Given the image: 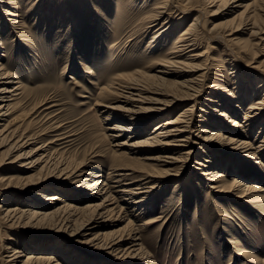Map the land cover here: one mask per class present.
Listing matches in <instances>:
<instances>
[{
	"label": "rangeland",
	"instance_id": "374dc122",
	"mask_svg": "<svg viewBox=\"0 0 264 264\" xmlns=\"http://www.w3.org/2000/svg\"><path fill=\"white\" fill-rule=\"evenodd\" d=\"M21 1L23 3L19 9L25 11L28 5L34 4L38 0ZM59 1L42 0L41 3L37 2L35 4V8L31 6L32 16L28 20L30 26L25 33V40L28 41L25 42L22 37L16 36L11 30L10 32L7 31L8 26L11 24L8 20L11 17L4 14L5 9L2 6L4 0H0V28L1 32H5L4 36L0 38L2 40L0 62L5 65L8 72L15 73L23 87L31 93L20 111L24 108L27 110V115H29L28 110L32 107L34 100L45 98V103L51 102L46 106L54 105V107L40 115L44 119L45 127L50 129L47 135L41 137V140L49 141L62 134L64 137L70 136L69 140L72 141L68 149L59 150L61 147L49 145L41 152L33 153L35 157L33 159L41 157V153H45L46 158H43V161L46 160L48 164L46 163L45 166L43 162L31 170H27V167L21 170L19 168L20 164L17 162L10 164L14 156L5 157L6 147L1 148L0 179L3 182L0 181V187L7 189L0 190V207L4 206L3 201H8L7 206L9 208L18 206L24 210L28 205L25 204V201L35 200V202H39L35 196L30 197L29 192H36L39 189L54 185L56 187L52 188L57 189L55 193L59 195L62 202L69 204V206L84 208L91 203L90 196H88L90 192H86L85 185L91 181L90 178L93 173L99 172L103 177L100 181H106L108 185H114L107 182V180L111 181L109 177L112 175V177H116L128 173L129 178H134L146 174L151 169L157 172L165 169L159 163L148 159L166 157V154L156 153L150 148L143 147L137 148L138 151L135 150L133 154H130V144L124 147H115L117 143L120 145L126 141V137L117 139V143L111 140L110 136L113 133L110 132V129H112L115 122L113 120L106 121L109 112L107 113V109L100 106L97 107L96 102H98L100 86L95 87L88 84L91 79L97 77L102 81L101 78L107 80L138 70L145 71L146 64L152 60V53L155 52V49H159L158 47L151 49L153 46L151 44L153 31L141 34L137 31L138 27L128 28L132 20L126 16L123 18L124 24L121 26L122 34L118 36L117 28H113L110 21L115 17V12L111 10L109 13L103 12L104 15L100 16L103 18L112 14L111 19L105 21V28L103 24L101 25L103 35L105 34L101 39L96 34V31H98L96 24L102 21L94 14V9H92L93 11L88 17L84 18L79 27V30L83 31L80 34L81 37H74L73 41V38L71 39V36L66 33L63 27L56 24V16L60 9ZM206 1L210 0H193V6L197 11L203 13V26L207 30L212 29V25L215 23L230 20L234 17L237 22H240V19L245 16L242 9L233 8L234 5H230L232 1L228 4L226 0H211L219 2L214 7H212L213 4L211 5ZM61 2L63 5L64 0H61ZM66 2L68 5L70 3L80 7L79 2L73 4L72 0H65ZM155 2L156 0H149L147 4L143 5L145 15L151 13L150 9ZM116 4L113 5L115 10L117 9ZM167 8L166 15L173 13L174 17L178 15L173 6H167ZM87 10L86 8L84 13L81 14L79 11L78 13L83 16L85 13L87 14ZM120 11L123 12L124 9L121 8ZM48 12L54 15L51 23L49 21L50 17L47 16ZM211 14L216 16L210 17ZM194 17H197V14L191 13L183 20L177 21L180 28L175 33L174 39L191 23ZM172 19L174 18L172 17ZM48 21L49 24H52L51 26H47ZM162 22L163 18H158L157 24ZM198 27L199 29L195 33L197 36V51L199 53L206 51V54L200 58L198 63L205 64L209 63L210 59H217L219 67L215 71L208 72L207 77L200 84L198 99L201 101L199 100V106L195 110L196 116L201 114L200 108L205 103L202 101L208 99V95L204 94L207 91L209 92V90L204 89L207 84H219L226 93H233L235 97L238 95L243 96L244 105L247 104L246 100L252 96L255 102H260L264 98V84L262 83L264 80V49L263 52L256 53L255 47L250 46L251 39L249 33L245 30L235 33L234 37L238 39V42H229L228 44L231 45L234 53H240V51L244 53L240 54L241 61L247 67L239 71L243 75L242 77H235L232 66H235L237 62L235 56L230 54L227 44L222 41L218 45L216 42H209L207 36L204 37L202 34L200 26ZM133 32L137 33L138 36L133 42H128V35ZM221 34L224 35L225 39L230 40L229 37H226L229 34L227 29L221 30ZM219 40L217 39L218 42ZM164 41L161 40L160 42ZM25 44L27 47L24 46ZM113 45H116V47L110 50ZM76 46V52L80 51L81 53V61L87 64V68H91L93 74H85L86 67L78 64L77 61L80 60L76 58H74L76 61L73 59V62L70 63L69 59L72 57L73 48ZM66 65H68L70 71L63 77L62 71L66 69ZM149 73L153 74L152 72ZM185 76L186 74H182L183 79ZM234 77L235 82H238V86L241 87L239 93L237 84H234ZM183 79L170 77L169 83L172 88L179 91L180 87L177 84ZM244 79H247V81L244 82ZM152 85L162 89L158 83ZM244 87H247L245 92L242 90ZM163 89L165 90L167 87ZM211 95L213 97V92H211ZM214 96L216 95L214 94ZM115 101V99H111L106 102L112 104ZM191 104L192 102L188 100L177 102L170 108L171 117H176L182 107ZM229 104L231 105L232 102ZM139 106L140 104H131V107H135V109H138ZM141 106L146 108L149 105L142 104ZM245 108L246 106H243V109ZM42 110L43 108L37 113L39 114ZM233 111L237 112V121H243V112L240 110ZM216 115L217 113L209 110L205 119L206 121H214ZM199 120V118H196L193 129H195V124ZM199 125L205 126L204 123ZM259 125H256L250 132L253 141L251 143L255 147L259 146L261 144L259 141L264 138V122ZM152 127L153 125H150L147 131L151 133ZM149 132L147 133L149 134ZM134 141L132 143H136V140ZM44 143L46 142H36L32 146H28L29 148H26L25 151L34 150V148ZM195 143L193 145V160L189 161L188 168L183 174L169 176L165 184L160 180L161 184L156 185L147 206L139 208L131 205L127 210L134 215L135 228L138 225L142 227L148 221H156L152 225L143 226L138 235L140 241L137 243L142 246V253L145 254L144 260L136 259L137 261L130 262L126 260L130 258H121V254H113L108 258L103 255L106 252L105 250L99 249L96 245L87 241L92 234L94 236L105 234L107 237L116 231L123 232L129 229L127 227L124 229L127 221L124 220L123 214H117L118 209L114 211L113 216L105 224L106 226L97 228L90 234L87 233V236L81 237L76 234L81 224L86 225L87 220L102 221L91 209L85 208L76 216L71 217L76 220L75 224L73 221L74 230L71 231L72 228L65 229V227H63V230H59L50 222L34 223L32 225L21 223L10 226L11 224L3 218V210L6 207H2L0 209V264H22L24 260L23 257H12L10 248L4 250L6 246L17 247L23 254H27L32 252L33 243L47 245L52 242H54L56 249L51 250L48 254L52 253L54 256H58L57 259H59L60 264H121L122 259L126 260L123 262L128 264H254L253 257H258L262 261L261 264H264V158L257 156V159L246 160L243 155H236L237 151L226 153L221 150V146L217 145H214V147L206 146L203 149L204 153H202L201 148L204 146L202 142ZM115 150L117 155L114 156L111 151ZM48 152H55L49 160L47 159L49 157ZM57 152L62 155L56 154ZM154 153H156L155 156ZM198 158H203V161L211 163L206 164L209 166L206 170L215 169L219 171L218 163L228 166L227 170H220L223 173L225 172L221 182L222 185H230L233 180H239L245 185L257 186L263 191L251 193L246 198H238L241 191H231L230 194L224 195L212 193L206 187V176L201 171H194V169L199 168L198 165L194 164ZM56 159H64V162L69 163L71 166L80 162H85V164L75 175L67 179L66 176L69 175V172L60 175L58 170L64 167L61 164L55 165ZM257 161H260L262 165L257 164ZM26 162H29V160ZM116 166L119 169L114 172L112 169ZM84 169L86 171L83 175L77 177ZM68 171L71 172V170ZM80 179L82 182H76ZM187 179H192L193 186H195L194 190L187 189V186L184 185L188 181ZM7 183L9 185L4 187ZM52 193L54 191H49L46 195ZM60 206H63L62 203L58 204V207ZM32 208L34 206L28 207V209ZM104 216L103 220L109 217L107 214H104ZM8 227L9 229H7ZM59 233H63L65 236L62 237ZM238 253L243 255L240 256ZM115 258L119 259L117 260L118 263L114 262Z\"/></svg>",
	"mask_w": 264,
	"mask_h": 264
},
{
	"label": "bare ground",
	"instance_id": "6f19581e",
	"mask_svg": "<svg viewBox=\"0 0 264 264\" xmlns=\"http://www.w3.org/2000/svg\"><path fill=\"white\" fill-rule=\"evenodd\" d=\"M148 1L149 0H72L73 4L79 2L80 7H77L70 3L68 5V1L65 3V0L62 5L60 0L58 3L60 9L56 16L57 21L54 20L56 21L57 26L63 27L66 33L71 36V39L73 38V41L75 39L74 37H81L80 34L83 33V31L79 30V27L84 21V18L88 17L93 11L92 9H94V14L100 18V21H102L101 23L96 24V29L98 30L96 31V34L101 39L105 35H103V28L101 25L103 24L105 28V21L107 22L110 20L112 14L109 17L101 18L100 16L104 15L103 12L109 13L111 10H113L112 12H115V17L110 21L113 28H117L118 36L122 34L121 26L124 24L123 18L126 16L130 17L132 20L130 21V27L128 28H131L132 26H134L133 28L138 27L139 29L137 31L141 34H147V32L151 33L153 31L154 34L151 37L152 43L150 42L153 45L151 49H155L156 47L159 49H155V52L153 53L151 52L152 60L146 64V67L144 68L145 71L138 70L130 74L119 75L107 80L101 78L102 81L97 77L96 79H91L88 84L95 87L100 86L98 102H96L97 107L100 106L101 108L107 109V113L109 112L106 119L104 118L106 121L113 120V122H115L112 129H110V132L113 133L110 136L111 140L113 142L116 141L117 143V139L126 137V141L120 145L117 143L115 147H124L127 144H130V154H133L137 148L142 147L150 148L156 153L161 152L166 154V157L162 156L148 159L149 161L159 163L160 166L165 167V169L163 168L164 170H161V172L152 171L151 169L148 170L146 174L134 178H129L130 175H128V173H126V175L124 173V175H117L118 177H112V175L109 177L111 181L107 180V182H110V184L113 183L114 185H108L106 181H100L103 177L99 172L93 173L90 178L91 181L87 183L85 182L87 184L85 185V190L86 192H90V195L88 196H90L91 203L84 208H77L71 205L70 207L69 204L62 202L59 195L55 193L57 192V189L52 188L56 187L54 185L39 190L37 189L38 191H33L35 194L29 192L30 197L35 196L39 202H35V200L25 201V204L28 205L24 210L18 206L15 208H9L7 206L9 202L3 201L4 206L2 207H6L3 210V218L7 223L11 224L10 226L13 224L19 225L21 223L24 225H32L34 223L40 224L43 222H50L54 224L55 228H59V230H63V227H65V229L72 228V231L74 230L73 221L75 224L76 220L71 217L76 216L83 209L88 208L91 209L97 217H100V220L102 221L96 222L95 220H87L86 225L81 224L76 231V234L83 237L87 236V233L90 234L97 228H103L106 226L105 224L113 216L114 211L118 209L119 212L117 214H123L124 220L127 221L124 229L126 227L129 229L123 232H120V230L116 231L115 233L109 234L107 237L105 234H96L95 236L92 234L87 241L93 243L99 249L105 250L106 252L103 254L105 257L109 258V256H112L113 254H121V258H130L126 259L130 262L136 259L144 260L145 254L142 253V246L140 243H137L140 241L138 235L143 226L152 225L156 221H148L143 224L142 227L138 225L135 228V220H133L134 215L127 210L131 205L139 208L147 206L152 198L151 193L155 190L156 185L158 186L161 184L160 180L165 184L167 183L166 180L169 176L183 174L188 168L189 161L191 162V160H193V145L196 144L195 142H202V145H204L201 148L202 153H204L203 149H205L206 146L214 147V145H217L221 146V150L226 153L237 151L236 155H243L246 157V160L257 159V156L264 158V138L259 141L261 144L255 147L251 143L253 141L250 133L256 125L260 126L259 124L264 122L263 97L260 102H255L252 96L246 100L247 104L244 105L243 96L238 95L235 97L233 93H226L225 90L221 89V85L219 84H205L206 87L204 89L209 90V92L207 91L204 94L208 95V99L202 101L205 103L200 108L201 114L198 116L195 114V110L197 106H199L200 99L198 98L201 82L207 77L208 72L215 71V69L219 67L217 59H210L209 63L205 64L198 63L200 58L204 57L206 54V51L203 53L197 51V36L195 33L199 29L198 26H200V30L204 37L207 36L206 38L209 42H216L218 45L222 41L227 44V48L230 49V54L235 56V61L237 62L235 66H232V70L236 75L235 77H242L243 75H241L239 71L247 68L241 61L240 54L244 53L242 51H240V53H234V50L228 43H237L238 39L234 37V34L245 30L249 33V38L251 39L250 46L255 47L254 50L256 53L263 52L264 0H226L227 3L232 1L230 5H234L233 8L242 9V13H245V16L243 19H240V22H237V19L234 17L230 20L215 23L210 30L205 29L203 26V13L194 8L193 0H156L153 7L150 9L151 13L145 15L143 13V11H145L143 5L147 4ZM37 2L41 3L42 0H38ZM206 2H209L211 5L213 4L212 7L219 3L211 0ZM22 3L21 0H4L2 6L5 9L4 14L7 17H11V19L8 20L11 24L8 26L7 31L10 32L11 30L12 33L16 36L18 35L22 37L26 42L28 40H25V33L29 30L30 25L28 24V20L30 19V16H32L30 8L31 6L35 8L36 3L28 5L25 11L19 9ZM114 4H116V10L113 8ZM167 6H173L178 15L176 17H174V13L166 15L165 11L168 10ZM86 8L88 9L87 14L85 13L86 15L84 14L81 16L78 11L82 14L85 12ZM121 8H123L124 11H120V13L119 9L121 10ZM191 13H196L197 17H194L191 23L174 39L175 33L180 28L177 21L183 20ZM47 16L50 17L49 21L51 23L54 15L48 12ZM214 16L216 15H210V17ZM172 17L174 19H172ZM178 17L179 19H177ZM158 18H163V22L157 24ZM49 21L47 26L52 25L49 24ZM225 29H227V33H229L226 37H229L230 40L225 39L224 35L221 34V30ZM112 32L113 31L111 30V33ZM4 34L5 32H1L0 28V38L3 37ZM136 34L137 33L135 32L131 34L129 33L128 42L136 40L135 38L138 36ZM159 39L165 41L160 42L161 40L159 41ZM217 39H220L219 42ZM1 41L2 40H0V48L2 46ZM24 46H26V44ZM225 46L226 45L224 44V47ZM115 47L116 45H113L110 50ZM76 48L77 46L73 48L74 51L71 54L72 57L69 59L70 63L76 58L80 60L77 61L78 64L86 67L87 64L81 61V53L80 51L76 52ZM212 48L214 49V46ZM76 59H74V61H76ZM65 68L66 69H63L62 71L63 77L70 71L68 65H66ZM86 69L88 71L86 70L85 74H93L91 68L86 67ZM149 72H152L153 74H150ZM182 74H186L184 79ZM170 77L183 79L177 84L180 87L179 91L172 88V85L169 83ZM235 77L234 84H237L238 82H235ZM246 81L247 79L244 82ZM153 83H158L162 89L158 87L156 88L152 85ZM262 83L264 84V80ZM238 84L237 89L239 93V88L241 87H239ZM246 84L248 85L249 83ZM166 87L167 89L164 90L163 88ZM245 89L247 90V87H244L242 90L245 92ZM211 92H213V97H211ZM214 94L216 96H214ZM30 96L31 93L23 87L22 83L19 81V77L15 73L8 72L5 65L0 62V149L6 147V153L4 156L8 157L13 155V161H11L13 163L10 162V164H15L16 162L19 163V168L21 170H24L23 168L25 167H27V170H31L43 162L46 166V160L43 161V158H46V154L41 153V157L33 159L34 154L41 152L49 145L61 147L59 150L68 149L72 142L69 140L70 136L64 137L62 134L55 136L54 139L49 141L41 140V137L47 135L50 129L45 127V123H43L44 119L40 115L45 111L52 109L54 105L46 106L51 102L45 103V98H36L32 107L28 110L29 115H27V110L23 108V110L20 111V109ZM111 99H115L116 101L112 104L106 102ZM187 100L191 101L192 104L182 107L176 117H171V113H169L170 108L179 101ZM231 102L232 104L230 105L229 103ZM132 103L140 104V106L138 109H135V107H131ZM142 104L149 106L145 108L141 106ZM243 106H246V108L243 109ZM211 107H213L214 110L211 109ZM41 108H43V110L38 114L37 112ZM209 110L217 113L216 120L206 121L205 116L208 114ZM233 110H240L243 112V121H237V112ZM167 117L170 118L166 119ZM196 118L200 119L197 123H204L205 126H200L196 123V126L194 127L195 129H193V123ZM150 125H153L151 133L147 131ZM34 126H36L35 129ZM147 132H149V134ZM240 136L245 138H240ZM139 138L141 139L137 140ZM134 140H136V143H132L135 142ZM36 142L46 143L37 146L34 150H30L29 152L25 151L26 148H29L28 146H32V144H35ZM55 152H48L49 157H47V159L49 160L50 156L55 154ZM156 153H154V156ZM56 154L60 153L57 152ZM111 154L115 156L117 155V151H111ZM60 157L62 158V156ZM27 160H29V162H26ZM203 160V158H198V162L195 161L194 164H196V166L198 165L199 168L194 169V171H201L202 174L206 176V187L212 193L224 195L227 193L230 194L231 191H241L238 198H246L251 193H259L263 191L257 188V186L252 187L250 185H245L239 180H233L230 185H222L221 182L225 176V172L223 173L220 170H227L228 166L218 163L220 168L219 171L215 169L206 170L209 168L206 164L211 163ZM64 161V159H56L55 165H63L64 168H60L58 172L60 175L64 172H69V175L65 174L67 175V179L75 175V173L85 164V162H80L71 166ZM257 164L262 165L260 161H257ZM118 169L119 167L116 166L112 170L116 172ZM68 170H71V172ZM84 171L86 170H82L77 177H81ZM0 181L3 182L2 179H0ZM76 182L82 181L80 179ZM8 185L9 183L4 187H7ZM184 185L187 186V189L194 190L193 188L195 186H193L192 179L186 181ZM4 189L0 187L1 191ZM49 191H54V193L46 195ZM59 203H62L63 206L58 207ZM30 206H34V208L28 209ZM2 207H0V209H2ZM104 214L109 216L105 220H103V218H105ZM7 229H9V227ZM59 234L62 237L65 236L63 233ZM41 244L42 243H33L31 247L32 249L30 248L32 252L27 254H23V252L19 251L17 247L13 248L6 246L4 247V250L10 248L12 257H23L24 260L22 264H60L59 259H57L58 256H54L52 253L48 254L51 250L56 249L54 242L47 245ZM238 255L242 256L243 254L238 253ZM117 260L119 259L115 258L114 262L118 263ZM126 260L122 259V261H120L121 264H128L123 262ZM252 260L254 264L262 263L258 257H253Z\"/></svg>",
	"mask_w": 264,
	"mask_h": 264
}]
</instances>
